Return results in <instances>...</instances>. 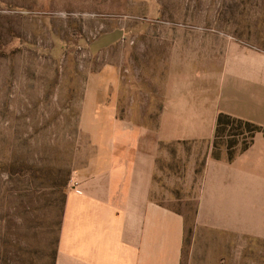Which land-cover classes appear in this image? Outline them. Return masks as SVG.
Listing matches in <instances>:
<instances>
[{"label":"rangeland","instance_id":"obj_1","mask_svg":"<svg viewBox=\"0 0 264 264\" xmlns=\"http://www.w3.org/2000/svg\"><path fill=\"white\" fill-rule=\"evenodd\" d=\"M114 30L125 39L95 53L92 41ZM180 45L187 59L204 47L205 74L227 69L216 88L250 91L264 106V0H0V264H54L67 194L106 156V118L157 129ZM221 113L250 121L216 114V179L207 145L169 146L155 197L185 216L182 264H264L260 207L230 195L241 179L228 153L242 155L252 132L232 117L219 125ZM263 152L260 141L244 160Z\"/></svg>","mask_w":264,"mask_h":264},{"label":"crops","instance_id":"obj_2","mask_svg":"<svg viewBox=\"0 0 264 264\" xmlns=\"http://www.w3.org/2000/svg\"><path fill=\"white\" fill-rule=\"evenodd\" d=\"M123 39L124 32L109 31L92 41L91 47L100 53ZM184 47L174 46L172 69L159 94L163 100L156 111L157 129L117 115L106 118L109 128L101 135L106 139L102 148L106 156L94 173L78 180L79 184L74 182L67 194L54 264H182L185 216L155 197L156 178L166 172L160 162L168 155V147L193 142L207 145V172L216 179V158L210 157L216 114L224 111L264 123V117L254 118L257 113L264 116V106L252 103L250 91L216 88V80L223 76L228 81L229 74L227 69L217 73L219 67L215 74H205L203 46L192 47L200 56L188 59L183 57ZM189 66L196 68L192 74L185 69ZM231 96L248 101L226 104L223 100ZM260 141L264 139L254 141L230 161L231 173L241 179L230 181L235 185L230 195L247 202L256 199L260 228L251 230L264 237V181H255L264 172V152L259 162L244 160Z\"/></svg>","mask_w":264,"mask_h":264},{"label":"trees","instance_id":"obj_3","mask_svg":"<svg viewBox=\"0 0 264 264\" xmlns=\"http://www.w3.org/2000/svg\"><path fill=\"white\" fill-rule=\"evenodd\" d=\"M231 117H232V116H230V115H227V114L221 113V114L219 115V119H218V121H219V125L223 123V120H224L225 118L230 119ZM232 119H233V121H237V122H239L240 126H241L242 124L247 125V126L249 127V130L252 132L251 140H249L248 142H246L245 145H244V146L242 147V149H241L242 151H245V150H247V149L252 145V143L254 142V137H255V135H256L258 132H264V127L261 126V125H259V124L254 123V122H252V121H244V120L237 119V118H233V117H232ZM232 146H233V142H230L229 147L231 148ZM214 147H215V149H216V140H215V142H214ZM215 149H214V151H213V155H214V157H215V158H220V154H217ZM235 157H236V155H235V153H233L232 151H230V152L228 153V159H229V161H233V160L235 159Z\"/></svg>","mask_w":264,"mask_h":264},{"label":"built area","instance_id":"obj_4","mask_svg":"<svg viewBox=\"0 0 264 264\" xmlns=\"http://www.w3.org/2000/svg\"><path fill=\"white\" fill-rule=\"evenodd\" d=\"M75 184H79V182H78V181H76V182H75Z\"/></svg>","mask_w":264,"mask_h":264}]
</instances>
